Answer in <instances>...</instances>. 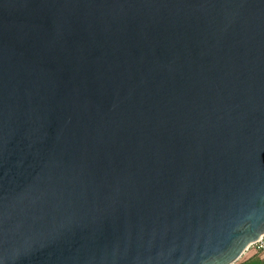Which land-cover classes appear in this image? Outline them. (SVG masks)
<instances>
[{
    "label": "water",
    "instance_id": "obj_1",
    "mask_svg": "<svg viewBox=\"0 0 264 264\" xmlns=\"http://www.w3.org/2000/svg\"><path fill=\"white\" fill-rule=\"evenodd\" d=\"M263 234L264 0H0V264H234Z\"/></svg>",
    "mask_w": 264,
    "mask_h": 264
},
{
    "label": "crops",
    "instance_id": "obj_2",
    "mask_svg": "<svg viewBox=\"0 0 264 264\" xmlns=\"http://www.w3.org/2000/svg\"><path fill=\"white\" fill-rule=\"evenodd\" d=\"M241 264H264V250L259 251L254 246H250L240 256Z\"/></svg>",
    "mask_w": 264,
    "mask_h": 264
},
{
    "label": "clouds",
    "instance_id": "obj_3",
    "mask_svg": "<svg viewBox=\"0 0 264 264\" xmlns=\"http://www.w3.org/2000/svg\"><path fill=\"white\" fill-rule=\"evenodd\" d=\"M257 239H259L258 236H253L251 237L250 240L244 242V244L241 246L240 250L236 253V255L232 257L234 264H241V262L238 259L239 256L244 252L247 246L252 243L253 240H257Z\"/></svg>",
    "mask_w": 264,
    "mask_h": 264
},
{
    "label": "built area",
    "instance_id": "obj_4",
    "mask_svg": "<svg viewBox=\"0 0 264 264\" xmlns=\"http://www.w3.org/2000/svg\"><path fill=\"white\" fill-rule=\"evenodd\" d=\"M252 246L259 251L264 250V234Z\"/></svg>",
    "mask_w": 264,
    "mask_h": 264
}]
</instances>
